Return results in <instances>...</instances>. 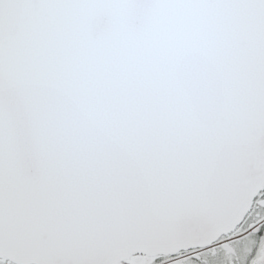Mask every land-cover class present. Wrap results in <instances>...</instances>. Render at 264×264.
Instances as JSON below:
<instances>
[{
	"label": "snow or ice",
	"instance_id": "6c2138e0",
	"mask_svg": "<svg viewBox=\"0 0 264 264\" xmlns=\"http://www.w3.org/2000/svg\"><path fill=\"white\" fill-rule=\"evenodd\" d=\"M0 264H264V0H0Z\"/></svg>",
	"mask_w": 264,
	"mask_h": 264
}]
</instances>
